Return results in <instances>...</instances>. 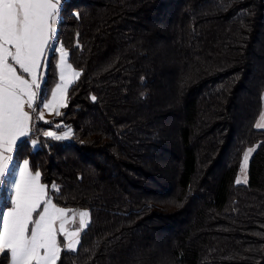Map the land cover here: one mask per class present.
<instances>
[{"label": "trees", "instance_id": "trees-1", "mask_svg": "<svg viewBox=\"0 0 264 264\" xmlns=\"http://www.w3.org/2000/svg\"><path fill=\"white\" fill-rule=\"evenodd\" d=\"M60 20L72 141L14 152L90 213L57 264H264V0H64Z\"/></svg>", "mask_w": 264, "mask_h": 264}, {"label": "snow or ice", "instance_id": "snow-or-ice-1", "mask_svg": "<svg viewBox=\"0 0 264 264\" xmlns=\"http://www.w3.org/2000/svg\"><path fill=\"white\" fill-rule=\"evenodd\" d=\"M61 3L62 0H0V178L10 174L13 148L32 130L30 121L33 116L25 109L33 113L38 111L42 80L38 69L47 59V50L59 53L56 66L61 83L52 91V99L43 103L44 109L61 115L58 107L67 106L65 93L74 83L73 78L81 75L67 63L69 53L63 46L56 48L53 44ZM37 119L43 120L44 113L40 112ZM257 127L264 125L257 124ZM70 132L57 135L54 131H45L43 135L63 140L69 137ZM36 143L32 141L33 145ZM252 151L248 149L244 153L242 172L246 171ZM236 182L241 181L237 179ZM13 183V207L6 213H0V254L9 256L10 264H57L62 251H77L81 233L90 222L85 218H89L90 213L58 207L41 183V173L30 172L27 160L19 167V179ZM51 188L59 191L55 184ZM69 212L73 217H80L79 229L75 231L65 229ZM57 221L59 234L68 241L65 246L58 241Z\"/></svg>", "mask_w": 264, "mask_h": 264}, {"label": "rangeland", "instance_id": "rangeland-1", "mask_svg": "<svg viewBox=\"0 0 264 264\" xmlns=\"http://www.w3.org/2000/svg\"><path fill=\"white\" fill-rule=\"evenodd\" d=\"M62 1H64V0H62ZM60 8H61V6H60ZM60 21L61 20H60V12H59V17H58L57 22H56V33H55V36H54V39H53V44L55 45L56 48H59V47L62 46V44L57 40V29H58V24H59ZM52 55H54L53 66H54V70H55V73H56L55 74L56 75V80H55L53 85H50L47 89H45L44 82H45L46 77H47V69H48V66H49V59H50V56H52ZM58 62H59V53L53 51L52 49H48L47 50V59L43 61L40 69H38V74H40L42 76L41 91H40L41 99L37 101V104L39 106L38 107V111L33 113L30 109H27V108L25 109L26 111H29L30 115L33 116L32 121H30L32 130H31L29 136L20 138L18 143L23 141L24 139H29L28 142H29L30 150L33 151V152L37 151L40 148V146H41L40 143H41L42 140L69 143V142L72 141V138H73L72 137L73 133H72L71 127H69L66 124H64L63 121L60 119L67 106L66 107H58V105H56V107H58V110L61 113V115H59V116L55 115V111H50L48 109H44L43 108V103H47L48 100L52 99V91L55 90L57 84L61 83V81L59 79V69L56 66L58 64ZM67 63H69L68 62V57H67ZM16 67H17L18 71H20L18 66H16ZM24 75H25L26 78H28L27 74H24ZM73 79H74V83H75L78 78H73ZM74 83H72L68 87V89H67V91L65 93L66 102H67L68 90ZM45 97H46V99H45ZM58 99H59V94H58ZM261 100H262V112H261L260 116L258 117V119L256 120L254 126H255L256 129L264 130V127H257V124L264 125V119H262V116H264V92L262 94ZM40 112L44 113V119L43 120L37 119V117L39 116ZM44 121H51L52 123L48 124V123H45ZM37 127H38L39 130H38L36 135H33V133H35V129ZM69 130H71L69 137L67 139H63V140H55V139H53L51 137H45L43 135V133L45 131H54L57 135H63L64 132H67ZM33 140L37 141V143L35 145L32 144ZM15 149H16V146H14L13 152L11 153V155L13 156V161H12V168L10 169V174L7 177H5V178H0V213H6L11 207H13L12 198L15 195V187H14V183L13 182L15 180L19 179V167H22L23 163L25 161V160H17L15 158V156H14ZM248 149H253V151L249 154V159H248V164H247L246 171L242 172L241 171V164L243 163L244 153L247 152ZM255 150H256V146H253V147H249V148L245 149V151L243 152L242 158H241V162H240V166H239V170L237 172L236 179H235V183L236 184L243 185V184L247 183L248 165H249L250 159H251L253 153L255 152ZM29 171L32 172L33 174L35 173L30 168H29ZM237 179H239L241 182L237 183L236 182ZM245 180H246V182H245ZM45 186H46V189L48 191L49 198L52 199L51 193L54 192L52 190V188H51L52 185H45ZM65 209H71V208H65ZM39 210H42V208L39 209ZM71 210H75L77 212H79V211H87L86 209H71ZM36 218H38V217H36ZM85 219L89 221V218H85ZM0 225H2V217H0ZM79 226H80V217L78 215L73 217L72 213L69 212L68 216H67L66 223H65V229L67 231H75V230L79 229ZM56 228H57V233H58V241L62 242V246H65L68 241L65 239L64 236L59 234V222L58 221L56 223ZM67 252H72V251H67ZM1 255L2 254H0V257H1ZM7 258H8V261H7L6 264H10L9 256H7Z\"/></svg>", "mask_w": 264, "mask_h": 264}]
</instances>
